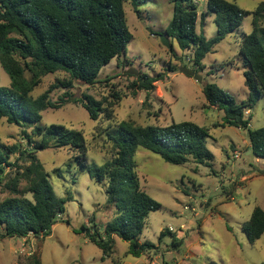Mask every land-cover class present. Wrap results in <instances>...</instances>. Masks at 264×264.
Wrapping results in <instances>:
<instances>
[{
	"label": "rangeland",
	"instance_id": "1",
	"mask_svg": "<svg viewBox=\"0 0 264 264\" xmlns=\"http://www.w3.org/2000/svg\"><path fill=\"white\" fill-rule=\"evenodd\" d=\"M143 4L134 10L131 0H126L125 9L132 41L122 56L103 67L94 85L75 83L71 93L78 102H69L59 109L42 113V127L63 125L81 131L87 145L89 164L103 165L114 157L108 134H115L117 125L129 122L137 126H167L173 122H194L210 128L211 137L207 146L214 154L212 167L190 161L185 165L165 162L159 155L138 148L134 161L143 189L162 204V208L149 215L141 242H151L160 254V262L182 264H264V234L254 245L248 242L243 231L254 209L264 210V158L248 155L250 143L248 131L230 126H216L223 122L225 112L210 107L203 93L206 83L217 84L238 102L248 98L244 72L247 68L240 53V44L245 35L253 31V17L244 18L240 29L228 35L208 54L199 74L200 83L180 71L193 68L191 50L183 51L176 41L174 52L161 43V35L174 16L173 0H141ZM198 6V30L203 27L205 36H217L215 14L209 12L207 0H194ZM246 11H254L264 0H227ZM171 43V42H170ZM139 75L130 74V70ZM173 69V70H172ZM195 70V69H194ZM172 71V72H170ZM162 77L154 83L155 89L148 93L139 88V76ZM27 79L30 74L26 72ZM68 76L63 72L43 77L41 84L31 94L38 98L51 89L59 80ZM0 84H11L9 75L0 63ZM68 90L55 88L49 99L59 103ZM85 95L102 101L106 113L97 121L79 102ZM251 129L264 127V97L250 109ZM245 113L246 118L250 117ZM33 126L20 127L0 122V145L6 149L17 146L28 149L24 131L31 134ZM39 144V137H32ZM77 151L72 147L53 148L38 152L49 175L56 194L68 201L65 212L58 218L52 234L45 238H0V264H28L32 253L41 255L42 264H149L145 254H128L130 243L113 236L114 252L105 257L103 251L84 233V227L95 226L98 238H105L106 226L118 215L115 204L109 203L106 193L107 180L99 181L80 168ZM239 156V158L236 157ZM20 153L11 157L20 167L28 165ZM18 167H7L6 176L0 177V202L15 196L7 183L15 177ZM5 175V174H4ZM243 176H246L242 179ZM27 182L20 180L18 190L25 189ZM32 199V195H26ZM172 228L160 241L162 230ZM181 243L174 248L173 239Z\"/></svg>",
	"mask_w": 264,
	"mask_h": 264
},
{
	"label": "trees",
	"instance_id": "2",
	"mask_svg": "<svg viewBox=\"0 0 264 264\" xmlns=\"http://www.w3.org/2000/svg\"><path fill=\"white\" fill-rule=\"evenodd\" d=\"M173 1L174 16L164 35L171 45L176 41L181 50L192 51L191 62L197 73L205 70L203 61L215 46L240 29L245 17H253V31L245 35L240 44V53L247 68L244 77L248 98L238 102L212 83L204 85L203 93L210 107L225 112L223 122L216 126L247 130L252 154L264 158V127L251 129V115L245 116V112L264 97V2L254 11H246L227 0H207L209 12L215 14L218 31L216 37L208 39L203 27L198 30L199 19L202 17V24L204 15H199L197 3L194 0ZM125 2L0 0V63L11 79L8 87L0 84V122L6 119L11 125L34 127L31 134L24 131L28 149L21 151L17 146L6 149L0 145V177L6 176L7 167H18L15 177L7 183L15 196L0 202V238L49 237L59 216L65 212L67 202L73 200L71 193L66 198L56 194L38 158L39 151L72 147L78 152L76 159L80 168L94 179L108 181L106 193L109 203L117 207V217L106 226L105 238H98L95 226L84 227L86 236L103 251L105 257L114 252L113 236L129 242L128 254L136 257L157 249L153 243H142L140 239L149 215L160 210L162 204L148 195L141 185L134 161L138 148H145L175 165H185L192 160L198 165L213 166L215 156L207 146L210 128L190 121L173 122L167 126H137L121 122L115 134H108L114 157L101 166L89 164L86 139L81 131L56 124L40 126L44 111L78 102L71 93L76 82L90 86L96 84L103 67L126 53L133 34L128 26ZM131 2L136 11L143 4L141 0ZM171 50L174 52L173 45ZM26 72L30 79L26 78ZM58 72L65 73L68 78L59 80L50 90L33 98L31 94L43 77ZM161 78L139 76V88L150 93L155 89L154 83ZM55 88L68 90L60 97L59 103L49 99V93ZM79 102L92 120L97 121L101 114L106 113L104 103L92 96L85 95ZM32 137H39V144H34ZM19 153L28 165L20 167L11 161V157ZM21 179L27 185L20 192L18 183ZM28 194L32 199L26 196ZM243 231L251 245L261 239L264 234V210L261 207L254 209L250 219L244 223ZM172 233L169 229L162 230L160 241ZM180 245L174 238V248ZM27 263L42 264L41 255L32 253Z\"/></svg>",
	"mask_w": 264,
	"mask_h": 264
},
{
	"label": "water",
	"instance_id": "3",
	"mask_svg": "<svg viewBox=\"0 0 264 264\" xmlns=\"http://www.w3.org/2000/svg\"><path fill=\"white\" fill-rule=\"evenodd\" d=\"M160 39H161L162 45H164L165 47H167L169 49L172 48L170 40L166 35H161ZM180 71L182 73H184L185 75L194 78L195 80L199 81L200 83L203 81V78L199 74H197V72L194 70V66H193V68L183 67L180 69ZM129 73L136 75V76L139 75L138 71H136L134 69L130 70ZM249 152L251 153L252 150H250Z\"/></svg>",
	"mask_w": 264,
	"mask_h": 264
},
{
	"label": "crops",
	"instance_id": "4",
	"mask_svg": "<svg viewBox=\"0 0 264 264\" xmlns=\"http://www.w3.org/2000/svg\"><path fill=\"white\" fill-rule=\"evenodd\" d=\"M249 111H250V110H249ZM250 114H251V113H250ZM250 147H251V145H250V143H249V145H248V147H247V149H246V152H247L248 155H251V154H252V152H251V153L249 152V151H250ZM244 177H246V176H243V177L241 178V181H242V179H243ZM145 255H147V257H148V262H149V264H156V263L161 264V262H160V254H158V255H156V256H153V252H152V251H148V252L145 253Z\"/></svg>",
	"mask_w": 264,
	"mask_h": 264
},
{
	"label": "built area",
	"instance_id": "5",
	"mask_svg": "<svg viewBox=\"0 0 264 264\" xmlns=\"http://www.w3.org/2000/svg\"><path fill=\"white\" fill-rule=\"evenodd\" d=\"M245 113H246L247 115H250V111H246ZM236 157L239 158L238 155H236ZM169 230H170L171 232H174V230H173L172 228H169ZM156 264H158V263H156ZM163 264H182V262H179V261H174V262H172V263H166V262H163Z\"/></svg>",
	"mask_w": 264,
	"mask_h": 264
}]
</instances>
